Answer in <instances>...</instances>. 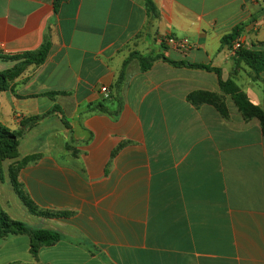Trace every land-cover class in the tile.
<instances>
[{
	"label": "crops",
	"instance_id": "0c3cea01",
	"mask_svg": "<svg viewBox=\"0 0 264 264\" xmlns=\"http://www.w3.org/2000/svg\"><path fill=\"white\" fill-rule=\"evenodd\" d=\"M150 1L0 0L3 54L51 44L0 93V125L22 133L15 165L35 159L17 180L55 216L5 194L7 179L0 209L61 235L37 255L29 235L0 238V264H264V134L220 85L264 109V72L235 69L223 43L241 26L243 47L264 53V0ZM14 65L0 59V71ZM200 92L227 116L189 100Z\"/></svg>",
	"mask_w": 264,
	"mask_h": 264
},
{
	"label": "trees",
	"instance_id": "16d2710c",
	"mask_svg": "<svg viewBox=\"0 0 264 264\" xmlns=\"http://www.w3.org/2000/svg\"><path fill=\"white\" fill-rule=\"evenodd\" d=\"M148 5L152 8V3L148 0ZM242 28L237 26L234 31L223 38V43L232 46L233 42L240 38ZM51 44L45 42L38 50L28 51L21 54L15 55H5L0 51V59L15 62V65L7 70L0 71V93L7 91L13 87L15 80L23 74L30 66L43 64L50 52ZM142 68L145 70L149 67L150 62H147L144 57L139 56ZM235 69L238 68L241 62H245L250 66L254 75L257 79L260 73L264 72V53L251 51L242 47L236 52L234 56ZM190 67L205 68L208 70H213L220 74V70L217 68H212L204 65H194L189 64ZM220 85L225 93H229L233 100L235 101L239 111L241 112L245 120L258 119L261 123L262 131L264 134V109L253 104L249 99L248 95L241 90L232 80L222 81L220 80ZM219 99L218 95L200 92L197 94H191L189 100L196 102H208L216 104L220 112L227 116L226 108L217 102ZM219 104V105H218ZM41 117L33 118L29 123L25 125L30 126L40 120ZM21 132H11L7 128L0 125V160H7L18 158V148H19V138L21 137ZM35 156L26 158L25 160L19 162L17 165L11 167V181L14 191L21 199L23 204L29 209V211L35 215H41L45 217H52L55 214L51 212L39 210L30 198L25 194L22 189V185L18 182L17 176L15 174V169L19 168L29 161H33ZM13 235H29L32 238V251L37 255L39 249L43 245H53L58 242L61 235L53 230L43 229V228H33L26 223L18 220L12 219L7 213L0 209V238H5Z\"/></svg>",
	"mask_w": 264,
	"mask_h": 264
},
{
	"label": "built area",
	"instance_id": "2783aa9c",
	"mask_svg": "<svg viewBox=\"0 0 264 264\" xmlns=\"http://www.w3.org/2000/svg\"><path fill=\"white\" fill-rule=\"evenodd\" d=\"M166 44L174 49L180 51H188L193 48L190 40L188 38H178L174 36H169L166 38ZM243 47L240 38H237L232 46L230 47L231 52L235 55L237 51H239ZM102 91L106 92L107 89L103 88Z\"/></svg>",
	"mask_w": 264,
	"mask_h": 264
},
{
	"label": "rangeland",
	"instance_id": "374dc122",
	"mask_svg": "<svg viewBox=\"0 0 264 264\" xmlns=\"http://www.w3.org/2000/svg\"><path fill=\"white\" fill-rule=\"evenodd\" d=\"M29 142L27 143V145L26 146H23V148H22V150H23V152L24 151H28V150H31L32 148H34L33 146H35V144L36 143H34V142H32L31 141V138L29 137ZM17 161V158H13V159H7V160H5V161H3V160H0V180H5L6 181V179L8 180V182L7 183H10L11 185H12V181H11V178H10V176H11V174H10V172L9 173H7V171L5 170V168H7V166L9 165V164H12L10 167H13V166H15V162ZM9 178V179H8ZM13 187V186H12ZM12 187H10V186H8V185H1V188H4L5 190H6V192H5V194H8L9 192H10V195H12V194H15L14 193V188H12ZM4 207V206H3ZM5 209V208H4ZM5 211V210H4Z\"/></svg>",
	"mask_w": 264,
	"mask_h": 264
}]
</instances>
